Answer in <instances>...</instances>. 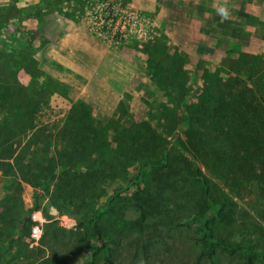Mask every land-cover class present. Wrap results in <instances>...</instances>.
<instances>
[{"label":"rangeland","instance_id":"1","mask_svg":"<svg viewBox=\"0 0 264 264\" xmlns=\"http://www.w3.org/2000/svg\"><path fill=\"white\" fill-rule=\"evenodd\" d=\"M97 1L0 0V124L14 123L18 113L26 123L25 132L1 136L30 140L38 134L73 148L65 143L73 136L67 131L88 122L105 133L100 144L107 155L99 166L107 170L122 159L128 130L149 123L169 141L178 133L185 138L188 112L206 91L216 94L239 79L252 85L264 74V0H121L136 9V20L120 45L87 29V13ZM220 7L228 19L217 14ZM19 103L22 112H16ZM167 108L181 117L173 132L169 125L164 130ZM129 171L128 180H104L106 192L95 209L86 207L88 218L118 193L125 196V188L127 195L136 191L138 167ZM5 176L1 169L0 205L10 179ZM58 186L45 190L21 180L22 200L9 199L17 205V236L0 245V252H24L11 264H90L100 248L113 246L90 237V222L82 219L81 226L57 209ZM126 219L136 222L138 213L128 207ZM182 241L159 240L144 264H209L200 258L199 244Z\"/></svg>","mask_w":264,"mask_h":264},{"label":"trees","instance_id":"2","mask_svg":"<svg viewBox=\"0 0 264 264\" xmlns=\"http://www.w3.org/2000/svg\"><path fill=\"white\" fill-rule=\"evenodd\" d=\"M20 115L0 124V133L25 132ZM166 115L164 130L169 125L176 131L181 117L170 108ZM184 125L186 137L178 133L174 141L149 123L128 130L122 159L107 170L99 166L107 155L100 144L105 133L88 122L67 131L73 136L65 143L73 148L38 134L30 140L0 135V171L10 176L0 205V245L17 236V205L9 199L22 200L23 180L45 190L59 185L57 209L81 226L82 219L90 222V237L113 242L95 252L90 264H144L159 240L174 244L185 238L202 247L200 258L209 264H264V74L252 85L239 79L216 94L206 91ZM132 166L138 167L136 191L127 195L125 188V196L118 193L98 216L88 218L86 207L95 209L106 192L104 180H128ZM128 207L138 213L136 222L127 221ZM22 251L0 252V264L17 261Z\"/></svg>","mask_w":264,"mask_h":264},{"label":"built area","instance_id":"3","mask_svg":"<svg viewBox=\"0 0 264 264\" xmlns=\"http://www.w3.org/2000/svg\"><path fill=\"white\" fill-rule=\"evenodd\" d=\"M96 10L87 13L85 25L108 44L120 45L129 35L136 9L121 0H98ZM38 231V227L34 228Z\"/></svg>","mask_w":264,"mask_h":264},{"label":"clouds","instance_id":"4","mask_svg":"<svg viewBox=\"0 0 264 264\" xmlns=\"http://www.w3.org/2000/svg\"><path fill=\"white\" fill-rule=\"evenodd\" d=\"M217 14L220 15L222 19H228V16H229L227 9L224 7L218 8Z\"/></svg>","mask_w":264,"mask_h":264}]
</instances>
